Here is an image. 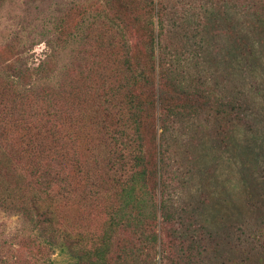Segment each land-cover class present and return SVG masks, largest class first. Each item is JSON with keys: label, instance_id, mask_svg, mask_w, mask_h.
<instances>
[{"label": "trees", "instance_id": "trees-1", "mask_svg": "<svg viewBox=\"0 0 264 264\" xmlns=\"http://www.w3.org/2000/svg\"><path fill=\"white\" fill-rule=\"evenodd\" d=\"M13 1L0 0V26ZM176 1L65 0L42 36L45 56L32 66L26 55L33 42L20 48L0 37V179L16 166L20 147L28 152L38 138L33 172L43 194L58 184L68 187L69 164L81 163L76 141L46 123L60 122L59 116L72 112L70 104L91 108L86 112L106 153L97 162L100 172L86 176L89 186L75 203L77 215L65 212L76 236L65 229L68 222L57 205L40 211L37 194L0 192V211L25 220V231L34 233L28 247L43 264L57 250L68 264H264V222L258 218L264 189L253 162L245 160L239 169L244 203L235 208L246 209L243 225L236 221L241 235L209 228L206 207L185 221H177L170 209L168 136L181 109L172 103L171 90L179 93L181 84L173 75L179 47L167 21L176 20L179 6L186 7L184 0ZM89 79L93 103L79 95ZM144 85L154 89L147 101L135 93ZM149 107L157 124L144 120ZM102 163L109 165L106 173ZM93 218L102 219V226L89 225Z\"/></svg>", "mask_w": 264, "mask_h": 264}, {"label": "rangeland", "instance_id": "rangeland-1", "mask_svg": "<svg viewBox=\"0 0 264 264\" xmlns=\"http://www.w3.org/2000/svg\"><path fill=\"white\" fill-rule=\"evenodd\" d=\"M63 1L14 0L1 18L3 44L16 42L20 48L29 49L33 42L26 56L31 66L38 64L47 51L46 44L41 43L42 36L51 29ZM176 2L173 0L172 4ZM183 4L186 7L177 8L176 20L167 21L168 33L179 47L173 75L181 84L179 93L170 89L172 103L181 107L168 136L173 200L170 209L177 221H185L193 214L198 217L206 207L209 228L237 237L241 233L236 230V221L242 226L246 215V209L237 213L235 208V204L244 203L239 171L241 163L245 164L243 161L253 162L251 170L264 189V44L258 43L264 42V0H184ZM91 79L94 81V76ZM92 85L87 80L79 95L86 94L93 103ZM135 93L147 101L154 89L139 86ZM94 105L101 111L100 104ZM68 106L72 112L59 116L60 122L46 123L54 125L58 134L63 135L64 130V136L76 141V156L81 163L69 164L68 171L73 172L68 187L64 189L58 184L55 190L53 187L43 194L39 178L33 172L38 158L32 156L40 148L36 138L28 152L20 147L16 166L0 179V192L11 188L27 198L37 194L40 211L57 205L66 216L65 229L76 236L77 229L66 213L72 214L71 217L77 215L75 203L89 186L86 176L100 172L97 162L106 153L99 149V131L91 126L86 112L91 108ZM78 111L87 120H82ZM144 120L156 123L154 109L148 108ZM157 134L160 142L162 130ZM106 166L108 163H102L100 167L104 173ZM47 195L50 199H45ZM258 204L261 209L258 218L264 222V193ZM135 213L133 210L132 214ZM102 221L93 218L89 225L102 226ZM26 225L19 215L0 211V264H43L41 255L28 247L34 233L25 231ZM126 236L122 237V244ZM46 264H68V257L57 250Z\"/></svg>", "mask_w": 264, "mask_h": 264}]
</instances>
